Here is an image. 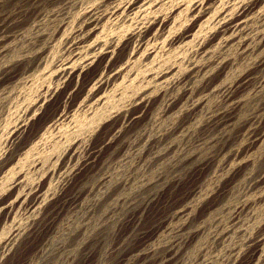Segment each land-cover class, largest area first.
Instances as JSON below:
<instances>
[{
    "label": "rangeland",
    "instance_id": "rangeland-1",
    "mask_svg": "<svg viewBox=\"0 0 264 264\" xmlns=\"http://www.w3.org/2000/svg\"><path fill=\"white\" fill-rule=\"evenodd\" d=\"M252 1L0 0V264H264V0L233 28Z\"/></svg>",
    "mask_w": 264,
    "mask_h": 264
},
{
    "label": "bare ground",
    "instance_id": "bare-ground-1",
    "mask_svg": "<svg viewBox=\"0 0 264 264\" xmlns=\"http://www.w3.org/2000/svg\"><path fill=\"white\" fill-rule=\"evenodd\" d=\"M132 3L134 2V1H131ZM140 2V1H139ZM142 2V1H141ZM152 2V1H151ZM156 2V1H155ZM250 2V1H249ZM144 3V2H143ZM196 3V2H195ZM215 3V2H214ZM142 4V3H141ZM155 4V3H154ZM136 5V4H135ZM139 5V4H138ZM218 5V4H217ZM257 5V1L255 0V1H252L251 3H246V4H242V3H240L239 5H237V20H236V22H235V24L233 25V28H234V31H236V30H239V33L241 34L242 32H244V27H242V24L243 23H247V20H248V18H247V15H246V12L250 9V8H254L255 6ZM192 6V5H191ZM196 7L197 6H201V7H203L204 6V4L202 3L201 5H195ZM206 6V5H205ZM138 8V7H137ZM147 7H145L144 9H146ZM211 8V7H210ZM187 9H188V7H187ZM143 10V9H142ZM142 10H139V12H142ZM199 10V9H198ZM192 12V11H191ZM139 14V13H138ZM211 16V15H210ZM235 18V17H234ZM209 20V19H208ZM207 20V21H208ZM210 21H211V19H210ZM249 21V20H248ZM151 22V21H150ZM226 22V21H225ZM217 23V22H216ZM200 26V25H199ZM216 27V26H215ZM241 27V28H240ZM140 28V27H139ZM144 29V28H143ZM229 29V28H228ZM194 30V29H193ZM184 32V31H183ZM191 32V31H190ZM226 33V32H225ZM196 35V34H195ZM181 36H182V34H181ZM138 38V37H137ZM234 38V37H233ZM132 39V38H131ZM153 40H154V38H153ZM75 43V42H74ZM154 43V42H153ZM206 46V45H205ZM219 46V45H218ZM76 47V46H75ZM124 47V46H123ZM77 48V47H76ZM198 49V48H197ZM204 51H205V49H204ZM218 51V50H217ZM236 51V50H235ZM151 53V52H150ZM233 54V53H232ZM156 59H157V57H156ZM243 59V58H242ZM246 61V60H245ZM156 63V62H155ZM125 64V63H124ZM187 64V63H186ZM254 64H255V66H256V69L257 70H264V53L260 56V57H258V59L254 62ZM163 66V65H162ZM153 67V66H152ZM61 68V67H60ZM121 68V67H120ZM209 68V67H208ZM150 69V68H149ZM201 69V68H200ZM199 69V70H200ZM115 70V69H114ZM119 71V70H118ZM210 71V70H209ZM208 71V72H209ZM253 71V70H252ZM207 72V73H208ZM63 73V72H62ZM145 73V72H144ZM247 73V72H246ZM161 74V73H160ZM243 74V73H242ZM101 76V75H100ZM135 76V75H134ZM258 76V75H257ZM207 77V76H206ZM209 77V76H208ZM259 77V76H258ZM73 78V77H72ZM142 78V77H141ZM168 78V77H167ZM191 78V77H190ZM236 78V77H235ZM248 78V77H247ZM249 79V78H248ZM256 79V78H255ZM230 80V79H229ZM212 82V81H211ZM218 82V81H217ZM247 83H248V81L246 80L245 81V79H242V80H238V81H235V82H233V83H230L229 85H227L226 87H225V89H224V94H225V99H224V102H225V106H224V108H222L219 112H216L215 114H213L212 115V117L210 116V118H211V120H210V122H209V124L211 125V126H222L223 124H227L231 119H232V117H233V115H234V110L236 109V106L238 105V100H239V93H240V91L241 90H243L245 87H246V85H247ZM195 84V83H194ZM200 84V83H199ZM212 84H213V82H212ZM197 86V85H196ZM148 87V86H147ZM116 88V87H115ZM243 88V89H242ZM127 89V88H126ZM185 89H187V88H185ZM190 90V89H189ZM188 91V90H187ZM127 92V91H126ZM200 92V91H199ZM208 93V92H207ZM44 95V94H43ZM209 96V95H208ZM205 97V96H204ZM248 97V96H247ZM98 98V97H97ZM101 98V97H100ZM215 98V97H214ZM243 99V98H242ZM95 100V99H94ZM200 100V99H199ZM198 101V100H197ZM196 101V102H197ZM45 102V101H44ZM193 102V101H192ZM191 102V103H192ZM93 103V102H92ZM43 104V103H42ZM222 104V103H221ZM41 105V104H40ZM131 106V105H130ZM195 106V105H194ZM216 106V105H215ZM202 111V110H201ZM28 114V113H27ZM129 114V113H128ZM68 116V115H67ZM66 116V117H67ZM258 121H260V120H258ZM27 123V122H26ZM240 123V122H239ZM25 125V124H24ZM20 126V125H19ZM15 132V131H14ZM93 132V131H92ZM254 132V131H253ZM20 133V132H19ZM31 134V133H30ZM224 135H225V133H223ZM222 134V135H223ZM255 134V133H254ZM59 136V135H58ZM230 137V136H229ZM13 138V137H12ZM257 139V138H256ZM253 140V139H252ZM256 141V140H255ZM8 143V142H7ZM224 143V142H223ZM226 145V144H225ZM222 147V146H221ZM9 148V147H8ZM15 148V147H14ZM100 149V148H99ZM17 150V149H16ZM19 150V149H18ZM14 153V152H13ZM12 153V154H13ZM17 154V153H16ZM11 155V154H10ZM225 155H226V153H225ZM94 160V159H93ZM240 160V159H239ZM35 162V161H34ZM39 162V161H38ZM3 163V162H2ZM38 164V163H37ZM46 164V163H45ZM157 164V163H156ZM37 168V167H36ZM39 169V168H38ZM43 169V168H42ZM35 170V169H34ZM73 171V170H72ZM64 173V172H63ZM15 179H16V177H15ZM16 180H18V179H16ZM15 180V181H16ZM75 180V179H74ZM14 181V182H15ZM96 183V182H95ZM21 184V183H20ZM14 185V184H13ZM21 186V185H20ZM154 186V185H153ZM11 186H9V188H10ZM24 187V186H23ZM261 189V188H260ZM22 191H23V189H22ZM193 191V190H192ZM229 193V192H228ZM70 194V193H69ZM76 194V193H75ZM23 195V194H22ZM42 195H44V194H42ZM67 195V194H66ZM28 196V195H27ZM65 196V195H64ZM68 196V195H67ZM70 196V195H69ZM71 197V196H70ZM94 197V196H93ZM155 195H153L152 197H150V199H148V202L145 204V206H147L148 204H149V202L150 201H152V200H154L155 199ZM18 198V197H17ZM68 198V197H67ZM206 198V197H205ZM16 199V198H15ZM14 199V200H15ZM23 199V198H22ZM152 199V200H151ZM252 199V198H251ZM9 204V203H8ZM14 204V203H13ZM34 204V203H33ZM67 204V203H66ZM6 205V204H5ZM73 204H71V206H72ZM142 205V204H141ZM28 206V205H27ZM33 206V205H32ZM37 206V205H36ZM35 206V207H36ZM204 206V205H203ZM74 207H75V205H74ZM3 208V207H2ZM5 208H6V206H5ZM4 208V209H5ZM41 208V207H40ZM142 208V207H141ZM146 208V207H145ZM192 208V207H191ZM1 209V208H0ZM40 210V209H39ZM54 210V209H53ZM146 211V210H145ZM261 211V210H260ZM31 212V211H30ZM29 212V213H30ZM43 212V211H42ZM135 212H137V210L135 211ZM235 212V211H234ZM24 213V212H23ZM38 213V212H37ZM73 213V212H72ZM9 214V213H8ZM41 214V213H40ZM40 214H38V216H40ZM43 214H44V212H43ZM42 214V215H43ZM70 216V215H69ZM109 216V215H108ZM129 216V215H128ZM143 216V215H142ZM264 216V215H263ZM35 217V216H34ZM36 217H37V214H36ZM127 217V216H126ZM135 216H132L131 217V215H130V217H128L127 219H125V221H123L122 223H121V227L123 226V225H131V226H133V224L135 223ZM138 218V217H137ZM142 218V217H141ZM253 218V217H252ZM251 218V219H252ZM37 219V218H36ZM45 219V218H44ZM49 219V218H48ZM21 220V219H20ZM38 220V219H37ZM34 221V220H33ZM46 221V220H45ZM257 221V220H256ZM19 222V221H18ZM27 222V221H26ZM32 222V221H31ZM30 222V223H31ZM51 223V225H53V220H52V217L47 221V223ZM82 222V221H81ZM262 222V221H261ZM25 223V222H24ZM35 223V222H34ZM47 223H45L44 224V226L45 225H47ZM138 224H139V222H137ZM254 223V222H253ZM18 224V223H17ZM30 225V224H29ZM98 225V224H97ZM125 225V226H126ZM16 226V225H15ZM21 226V225H20ZM54 226V225H53ZM141 226V225H140ZM111 227V226H110ZM129 227V226H128ZM155 227V226H154ZM253 227H255V226H253ZM16 228H17V226H16ZM21 228V227H20ZM29 228V227H28ZM39 228V227H38ZM41 228V227H40ZM133 228V227H132ZM141 228V227H140ZM25 229V228H24ZM35 229H37V227L35 228ZM43 229V228H42ZM42 229H40V230H42ZM121 229V228H120ZM134 229V228H133ZM258 229V228H257ZM1 230H3V229H1ZM0 230V231H1ZM19 231H20V229H18ZM26 230V229H25ZM31 229L29 228V231H30ZM182 230V229H181ZM15 231V230H14ZM33 231H34V229H33ZM37 231H39V230H37ZM118 231V230H117ZM127 231V230H126ZM263 231V230H262ZM31 232V231H30ZM253 232V231H252ZM40 233H41V231H40ZM194 233V232H193ZM35 234H36V232H35ZM39 234V233H38ZM51 234V233H50ZM129 234V233H128ZM13 234H11V236H12ZM32 235H34V234H32ZM79 235V234H78ZM145 235H147V234H145ZM11 236H9V237H11ZM27 236V235H26ZM38 236V235H37ZM42 236V235H41ZM41 236H40V238H41ZM90 236V235H89ZM96 236V235H95ZM108 236V235H107ZM114 236H116V234L114 235ZM118 236V235H117ZM139 236V235H138ZM30 237V236H29ZM28 237V238H29ZM33 237V236H32ZM43 237V236H42ZM51 237V236H50ZM129 237V236H128ZM255 237V236H254ZM24 238H26V237H24ZM31 238V237H30ZM29 238V239H30ZM76 238H78L77 236H76ZM142 238V237H141ZM242 238V237H241ZM20 239V238H19ZM41 239H43V238H41ZM91 239V238H90ZM96 239V238H95ZM101 239V238H100ZM25 240V239H24ZM32 240V239H31ZM30 240V241H31ZM39 240V239H38ZM52 240V239H51ZM89 240V239H88ZM115 240V239H114ZM119 240V239H118ZM126 240H127V238H126ZM130 240V239H129ZM132 240V239H131ZM6 241H8V239L6 240ZM10 241V240H9ZM25 241H28V239L27 240H25ZM32 241H34V239L32 240ZM37 241V240H36ZM95 241V240H94ZM136 241V240H135ZM135 241H134V243H135ZM100 242V241H99ZM115 242V241H114ZM126 242V241H125ZM124 242V243H125ZM96 243V242H95ZM104 243V242H103ZM117 243V242H116ZM118 243H120V242H118ZM190 243V242H189ZM234 243V242H233ZM45 244V243H44ZM114 244V243H113ZM127 244V243H126ZM125 244V245H126ZM133 244V243H132ZM136 244V243H135ZM174 244V243H173ZM179 244V243H178ZM84 245V244H83ZM83 245H82V247H83ZM96 245H98V244H96ZM107 245V244H106ZM121 245V244H120ZM124 245V246H125ZM188 245V244H187ZM242 245H243V243H242ZM255 245V244H254ZM12 246V245H11ZM90 246V245H89ZM114 246H116V245H114ZM123 246V247H124ZM130 246V245H129ZM137 246V245H136ZM135 246V247H136ZM258 246V245H257ZM264 246V245H263ZM9 247V246H8ZM81 247V248H82ZM92 247V246H91ZM118 247H119V245H118ZM132 247H133V245H132ZM154 247V246H153ZM175 247V246H174ZM179 247V246H178ZM12 248V247H11ZM57 248V247H56ZM96 248V247H95ZM94 248V249H95ZM113 248H116V247H113ZM112 248V249H113ZM121 248V247H120ZM141 248V247H140ZM150 248V247H149ZM2 249H4V248H2ZM73 249V248H72ZM118 249V248H117ZM128 249V248H127ZM179 249V248H178ZM110 250V249H109ZM230 250V249H229ZM3 251V250H2ZM72 251V250H71ZM90 250H88L87 248H85V249H83L82 250V257L84 258V257H86V256H89V255H87V254H89L88 252H89ZM96 251V250H95ZM103 251V250H102ZM141 251L142 250H140L138 247H136V248H132V249H130L129 251H128V254L133 258V257H136V258H138L136 261H139V262H141V264H146V261H147V258H148V254H146L147 252H145V254L144 253H141ZM222 251V250H221ZM224 251V250H223ZM47 252V251H46ZM81 252V251H80ZM118 252V251H117ZM143 252V251H142ZM152 252V251H151ZM240 252V251H239ZM261 252V251H260ZM113 253V252H112ZM111 253V254H112ZM124 253V252H123ZM180 253V252H179ZM221 253V252H220ZM232 253V252H231ZM35 254V253H34ZM94 254V253H93ZM152 254H154V253H152ZM176 254H178V253H176L172 248H168V249H166L165 250V252L163 253V255H162V258H161V261L162 262H166L165 264H173V262L176 260ZM181 254V253H180ZM121 255V254H120ZM124 255V254H123ZM155 255V254H154ZM222 255H224V254H222ZM238 255V254H237ZM118 256V255H117ZM227 256V255H226ZM261 256V255H260ZM50 257V256H49ZM90 257V256H89ZM88 257V258H89ZM151 257V256H150ZM149 257V258H150ZM159 257H160V255H159ZM158 257V258H159ZM238 257V256H237ZM75 258V257H74ZM76 258H78V257H76ZM116 258H118V257H116ZM178 258V257H177ZM87 259V258H86ZM108 259V258H107ZM111 259V258H110ZM113 259H114V257H113ZM152 259V258H151ZM155 259V258H154ZM180 259V258H179ZM85 260V259H84ZM112 260V259H111ZM116 260V259H115ZM123 260V259H122ZM124 260H126V259H124ZM159 259H157V260H155V261H150L151 263L150 264H155L157 261H158ZM221 260V259H220ZM38 261V260H37ZM108 261V260H107ZM234 261V260H233ZM33 262V261H32ZM78 262V261H77ZM89 262V261H88ZM117 262H118V260H117ZM121 262H123V261H121ZM81 263V262H80ZM129 263V262H128ZM128 263H126V264H128ZM130 263H131V261H130ZM136 263H138V262H136ZM245 263V262H244ZM38 264V263H37ZM84 264V263H83ZM105 264V263H104ZM119 264H120V262H119ZM164 264V263H163ZM218 264V263H217Z\"/></svg>",
    "mask_w": 264,
    "mask_h": 264
}]
</instances>
